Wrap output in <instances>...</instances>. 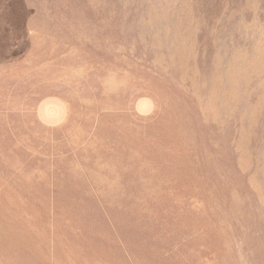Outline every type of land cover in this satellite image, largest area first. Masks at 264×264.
<instances>
[{
  "label": "rangeland",
  "instance_id": "rangeland-1",
  "mask_svg": "<svg viewBox=\"0 0 264 264\" xmlns=\"http://www.w3.org/2000/svg\"><path fill=\"white\" fill-rule=\"evenodd\" d=\"M0 264H264V0H0Z\"/></svg>",
  "mask_w": 264,
  "mask_h": 264
},
{
  "label": "bare ground",
  "instance_id": "bare-ground-1",
  "mask_svg": "<svg viewBox=\"0 0 264 264\" xmlns=\"http://www.w3.org/2000/svg\"><path fill=\"white\" fill-rule=\"evenodd\" d=\"M211 55V54H210ZM209 54H208V56H210ZM234 76V75H233ZM52 114H54V113H52ZM58 116V115H57Z\"/></svg>",
  "mask_w": 264,
  "mask_h": 264
}]
</instances>
